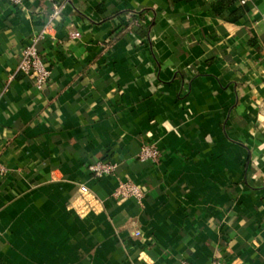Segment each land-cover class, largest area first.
Returning a JSON list of instances; mask_svg holds the SVG:
<instances>
[{"label": "crops", "instance_id": "1", "mask_svg": "<svg viewBox=\"0 0 264 264\" xmlns=\"http://www.w3.org/2000/svg\"><path fill=\"white\" fill-rule=\"evenodd\" d=\"M0 163V264H264V0H0Z\"/></svg>", "mask_w": 264, "mask_h": 264}, {"label": "built area", "instance_id": "2", "mask_svg": "<svg viewBox=\"0 0 264 264\" xmlns=\"http://www.w3.org/2000/svg\"><path fill=\"white\" fill-rule=\"evenodd\" d=\"M14 4H20L21 0H10ZM244 4L245 1H242ZM75 37H79V34H75ZM38 39H33L29 42L27 46L24 47L22 51V58L19 64V70L24 73L26 76H29L33 79L35 86L38 91H43L50 80L51 71L47 67L44 59L40 55L38 48ZM160 151L155 147L154 144H145L142 147L140 154L141 162H156L160 158ZM89 170L97 178H102L105 175H110L114 172V166L106 162H97L89 166ZM6 173V168L0 163V179ZM117 196L122 198L136 197L138 199L142 198L141 190L132 183L124 182L121 183L116 191ZM83 201L86 202L85 208L87 210H93L94 203H98L96 198L88 191L84 190L83 192ZM139 235V234H137ZM183 264H190L184 262ZM210 264H224L222 261L214 260Z\"/></svg>", "mask_w": 264, "mask_h": 264}, {"label": "trees", "instance_id": "3", "mask_svg": "<svg viewBox=\"0 0 264 264\" xmlns=\"http://www.w3.org/2000/svg\"><path fill=\"white\" fill-rule=\"evenodd\" d=\"M178 1H190V0H178Z\"/></svg>", "mask_w": 264, "mask_h": 264}]
</instances>
